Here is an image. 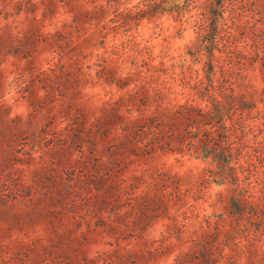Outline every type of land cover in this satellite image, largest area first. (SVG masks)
Instances as JSON below:
<instances>
[{
    "label": "rangeland",
    "instance_id": "1",
    "mask_svg": "<svg viewBox=\"0 0 264 264\" xmlns=\"http://www.w3.org/2000/svg\"><path fill=\"white\" fill-rule=\"evenodd\" d=\"M0 264H264V0H0Z\"/></svg>",
    "mask_w": 264,
    "mask_h": 264
}]
</instances>
